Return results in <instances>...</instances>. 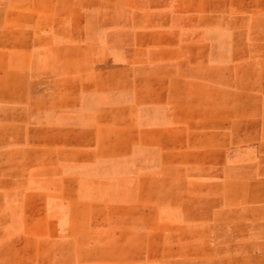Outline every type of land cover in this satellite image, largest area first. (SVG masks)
<instances>
[{
  "label": "rangeland",
  "instance_id": "rangeland-1",
  "mask_svg": "<svg viewBox=\"0 0 264 264\" xmlns=\"http://www.w3.org/2000/svg\"><path fill=\"white\" fill-rule=\"evenodd\" d=\"M74 1L95 59L65 123L0 132V264H264V0Z\"/></svg>",
  "mask_w": 264,
  "mask_h": 264
},
{
  "label": "crops",
  "instance_id": "crops-1",
  "mask_svg": "<svg viewBox=\"0 0 264 264\" xmlns=\"http://www.w3.org/2000/svg\"><path fill=\"white\" fill-rule=\"evenodd\" d=\"M82 4V0L74 1V18L69 28H96L92 8L87 6L84 10ZM40 7V12H36V7L24 0H0V132H18L16 126L20 125L65 123L63 119L70 107L67 61L95 59L84 58L81 53L68 55L62 50L67 42L59 30L67 27V21L62 20L67 10L61 0H43ZM41 30L54 31L41 36ZM79 44L83 45L82 40L75 41V45ZM45 45L54 47L47 51L42 49ZM21 110H26V119L20 117ZM54 117L56 120L52 121Z\"/></svg>",
  "mask_w": 264,
  "mask_h": 264
}]
</instances>
